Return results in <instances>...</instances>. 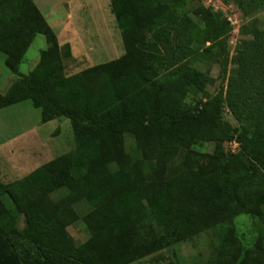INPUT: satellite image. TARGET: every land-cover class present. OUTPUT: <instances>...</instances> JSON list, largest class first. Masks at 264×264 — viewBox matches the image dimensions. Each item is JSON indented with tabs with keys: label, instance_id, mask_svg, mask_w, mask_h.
I'll return each mask as SVG.
<instances>
[{
	"label": "trees",
	"instance_id": "obj_1",
	"mask_svg": "<svg viewBox=\"0 0 264 264\" xmlns=\"http://www.w3.org/2000/svg\"><path fill=\"white\" fill-rule=\"evenodd\" d=\"M191 1L110 0L125 53L68 74L71 44L60 45L34 0H0V52L8 69L18 72L37 35L48 42L34 69L0 94V109L31 100L43 122L68 118L75 138L56 162L13 181L0 178V264H131L224 222L237 247L231 264L257 256L248 250L241 257L233 220L264 216V28L253 27L230 58V22L190 11ZM216 51L221 65L232 64L230 83L221 97L191 107L189 93H205L213 82L192 60ZM224 104L237 128L223 120ZM235 132L237 152L222 147L200 161L189 151L186 169L164 179L182 148L196 140L222 146ZM153 143L157 152L149 159L144 151ZM149 177L165 186L147 195ZM57 189H64L59 199L51 194ZM81 201L89 204L82 216ZM80 218L89 236L77 243L68 228Z\"/></svg>",
	"mask_w": 264,
	"mask_h": 264
},
{
	"label": "rangeland",
	"instance_id": "obj_2",
	"mask_svg": "<svg viewBox=\"0 0 264 264\" xmlns=\"http://www.w3.org/2000/svg\"><path fill=\"white\" fill-rule=\"evenodd\" d=\"M240 1L229 0L228 2L233 6L231 17L234 27L228 15L221 10L214 9L208 0H195L187 3L190 11L203 10L210 12L213 17L225 18L230 22L231 30L226 41L230 58L237 54L241 41L250 37L253 27L264 28V3L254 7L248 4V0L243 3ZM84 5L85 7L82 6V8L86 10L87 16H82L78 23H73L69 28L63 29H59L57 23H52L56 30H60L61 41L70 40L73 47L74 56L65 59L68 74L79 72L100 62L116 59L125 53L121 31L111 11L110 0H87L84 1ZM94 6L97 8V13L91 15L89 12L93 11L91 8ZM47 47L46 37L39 34L29 47L17 75L14 74V76L19 77L33 70L40 59L42 50ZM218 54L219 51H216L206 57L192 60L197 68L210 73L213 82L207 86L205 93H189L186 98L189 106L195 107L202 100L221 97L223 89L226 90L229 85L232 64L229 62L221 65L217 61ZM5 59V54L0 52V76L3 73L13 74L6 68ZM3 89L0 84V90ZM226 104L222 108V118L233 128H237L241 123ZM127 139L128 149H133V140L130 136ZM234 140L238 141L237 132L233 140L226 141L222 146L210 141H194L190 150L182 148L167 163L164 179L171 178L186 169V155L189 151L202 161V159L219 153L222 147L225 152H237L240 146L235 148L232 144ZM74 147V132L68 118H56L43 122L41 110L35 107L31 100H25L0 110V178L4 182L22 178L41 165L56 162L60 157H65ZM11 149L14 151L12 152ZM156 152L157 145L153 143L145 147L144 154L145 157L154 159ZM164 186L165 180L149 177L145 184L146 194L156 192ZM51 194L59 199L64 196V189H57ZM76 208L82 216L89 210V204L81 201L77 203ZM261 209L264 215V205ZM233 221L235 235L242 244L241 257L248 250H257L259 253L250 260L249 264H264V216L242 213ZM19 226L26 227L23 218L19 219ZM228 228V222L210 227L202 226L200 233L182 237L175 243L158 249L131 264H231L237 247L234 242L227 239ZM68 229L77 243L88 239L89 234L82 218L75 221Z\"/></svg>",
	"mask_w": 264,
	"mask_h": 264
},
{
	"label": "crops",
	"instance_id": "obj_3",
	"mask_svg": "<svg viewBox=\"0 0 264 264\" xmlns=\"http://www.w3.org/2000/svg\"><path fill=\"white\" fill-rule=\"evenodd\" d=\"M84 1H87V0H34L38 8L41 10L43 15L46 17L48 22L51 24V26L53 27V24H52L53 22L57 23L59 25V29H63L65 27L69 28L71 24L78 23L79 21H81L82 16H87V12H85L86 10L84 11V9L82 8V6L85 7ZM91 9L93 11L89 12V14L95 15L97 13L96 11L97 8L94 6ZM53 29L56 31L58 35L60 45H63L66 42H69L71 44L70 40L61 41L60 30H56L54 27ZM71 48H72V53H73L72 44H71ZM6 68L8 69L7 66ZM8 70L13 74L11 75L7 73H3L0 76V84H2L4 88L3 90H0V94H4L9 88V86L11 85V83L14 81V79L17 78L16 76H14V74L16 73L11 71L10 69ZM11 150L12 152L14 151L13 149Z\"/></svg>",
	"mask_w": 264,
	"mask_h": 264
},
{
	"label": "built area",
	"instance_id": "obj_4",
	"mask_svg": "<svg viewBox=\"0 0 264 264\" xmlns=\"http://www.w3.org/2000/svg\"><path fill=\"white\" fill-rule=\"evenodd\" d=\"M209 3L213 6L214 9H217V10H221L222 12L226 13L229 17V19L232 21V23L234 22L232 20V17H231V14H232V8L233 6L232 5H229L225 2H223V0H208ZM234 17L237 19V16L234 15ZM233 27H234V23H233ZM232 144H234L235 148L237 146H239V142L238 141H232ZM233 146V150H235Z\"/></svg>",
	"mask_w": 264,
	"mask_h": 264
}]
</instances>
